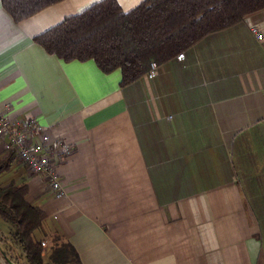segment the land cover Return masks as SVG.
Masks as SVG:
<instances>
[{
    "label": "crops",
    "instance_id": "0c3cea01",
    "mask_svg": "<svg viewBox=\"0 0 264 264\" xmlns=\"http://www.w3.org/2000/svg\"><path fill=\"white\" fill-rule=\"evenodd\" d=\"M97 1L14 21L0 0V111L72 145L56 165L62 195L19 159L0 182H26L44 235H63L81 264H264V46L249 30L264 32V8L122 86L119 68L33 39Z\"/></svg>",
    "mask_w": 264,
    "mask_h": 264
},
{
    "label": "trees",
    "instance_id": "16d2710c",
    "mask_svg": "<svg viewBox=\"0 0 264 264\" xmlns=\"http://www.w3.org/2000/svg\"><path fill=\"white\" fill-rule=\"evenodd\" d=\"M58 1L1 0V4L14 21H20ZM262 8L264 0H142L124 10L117 0H99L66 15L33 39L61 59H93L105 72L119 68L123 86L146 74L150 62L163 63L206 34ZM13 159H18L13 153H0V175ZM27 193L25 181L0 182V216L10 234L0 241H7L11 256L26 264H47L45 255L60 264H81L73 246L57 232L49 234L48 250L43 249L44 234L37 230L45 212L26 198Z\"/></svg>",
    "mask_w": 264,
    "mask_h": 264
},
{
    "label": "built area",
    "instance_id": "2783aa9c",
    "mask_svg": "<svg viewBox=\"0 0 264 264\" xmlns=\"http://www.w3.org/2000/svg\"><path fill=\"white\" fill-rule=\"evenodd\" d=\"M249 30L264 46V32L255 25H250ZM183 57L182 51L176 54L179 60ZM156 67V62H150L147 76L153 77ZM0 145L4 153L15 154L28 172L41 175L56 197L63 194L62 179L56 165L72 151L69 142L59 136H51L34 117L11 121L6 113L0 111ZM41 244L45 246L44 241Z\"/></svg>",
    "mask_w": 264,
    "mask_h": 264
},
{
    "label": "rangeland",
    "instance_id": "374dc122",
    "mask_svg": "<svg viewBox=\"0 0 264 264\" xmlns=\"http://www.w3.org/2000/svg\"><path fill=\"white\" fill-rule=\"evenodd\" d=\"M157 64V63H156ZM147 75V74H146ZM16 161V163H17V159H13L12 161H11V163L12 164H14L13 162H15ZM33 175H36L35 173L33 174ZM15 181H20V178H17ZM3 233H2V232ZM5 233V234H4ZM54 233H56V232H54ZM37 234L38 235H43L44 233H43V227H41V228H39L38 230H37ZM59 234V233H58ZM8 236L10 237V234H9V232H8V230H7V225H6V223L3 221V219L1 218V216H0V237H4V239H7L8 240ZM48 237H49V235L48 236H43L42 237V241H44L45 242V246H43L42 244H41V246L43 247V249L46 251V250H48V246H49V241H48ZM62 239L64 240L65 239V237L62 235ZM9 241H11V239L9 238ZM41 241V242H42ZM5 243L7 242V241H4ZM3 242V240L2 241H0V261H2V263L3 264H26L25 262H24V260L21 258V257H18V258H16V257H13V256H11V253L9 252V250L6 248V244ZM17 248V247H16ZM20 252V250L17 248V253H19ZM17 255V254H16ZM19 255V254H18ZM6 258H8V259H10L11 260V262L10 263H8L7 262V260H6ZM47 264H60V263H57V262H54V261H51V260H49V259H47Z\"/></svg>",
    "mask_w": 264,
    "mask_h": 264
},
{
    "label": "water",
    "instance_id": "95a60500",
    "mask_svg": "<svg viewBox=\"0 0 264 264\" xmlns=\"http://www.w3.org/2000/svg\"><path fill=\"white\" fill-rule=\"evenodd\" d=\"M6 260H7V262H8V263H10V262H11V260H10V259H8V258H6Z\"/></svg>",
    "mask_w": 264,
    "mask_h": 264
}]
</instances>
